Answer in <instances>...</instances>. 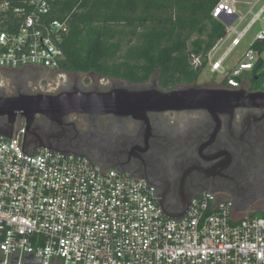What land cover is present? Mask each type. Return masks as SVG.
Segmentation results:
<instances>
[{
    "label": "built area",
    "instance_id": "obj_1",
    "mask_svg": "<svg viewBox=\"0 0 264 264\" xmlns=\"http://www.w3.org/2000/svg\"><path fill=\"white\" fill-rule=\"evenodd\" d=\"M48 7L47 0L14 6L0 0V80L6 70L60 69L66 29L47 19ZM213 7L212 18L225 28L205 66L237 87L264 71V0H218ZM255 22L261 28L227 70L228 55ZM12 133L0 134L1 263L264 264V207L259 216L244 215L230 198L207 191L171 219L143 179L73 153L37 148L30 154L23 120Z\"/></svg>",
    "mask_w": 264,
    "mask_h": 264
},
{
    "label": "flooded vegetation",
    "instance_id": "obj_2",
    "mask_svg": "<svg viewBox=\"0 0 264 264\" xmlns=\"http://www.w3.org/2000/svg\"><path fill=\"white\" fill-rule=\"evenodd\" d=\"M43 71L58 73L63 70H6L4 73L8 75L1 76L0 80V96H51L76 87L102 89L119 84L87 86L86 81H91L88 77L104 76L92 70H67L58 81L50 78L43 86L45 81L40 79ZM150 79L144 83L157 80L158 86L166 89L156 76ZM119 82L132 85L122 79ZM181 85L185 84L176 86ZM202 86L264 92L257 76L239 81L237 87L222 81ZM147 116L148 121L144 122L131 116L71 113L67 122L72 123L73 131L81 138L57 145L79 149L88 144L86 139L89 138L93 141L89 147L100 149L106 164L123 167L133 177L146 181L153 188L155 197L168 194L173 209L190 194L208 191L220 199L230 198L235 210L241 214L253 216L261 212L262 209L256 212L247 209L264 204V108L239 106L232 113L220 114L218 122L207 110H171L151 112ZM18 119L22 121L23 117ZM36 119L50 129L46 116L38 114ZM5 120L6 117H0V122ZM86 149L82 147L83 152ZM242 205L245 208L238 211L236 207Z\"/></svg>",
    "mask_w": 264,
    "mask_h": 264
},
{
    "label": "trees",
    "instance_id": "obj_3",
    "mask_svg": "<svg viewBox=\"0 0 264 264\" xmlns=\"http://www.w3.org/2000/svg\"><path fill=\"white\" fill-rule=\"evenodd\" d=\"M26 1L9 0L11 6ZM217 1L47 0L46 17L65 24L61 70H92L129 84L156 76L170 89L199 78L208 50L223 34L224 24L211 16ZM256 76L264 86V71L250 78ZM3 259L0 254V264Z\"/></svg>",
    "mask_w": 264,
    "mask_h": 264
},
{
    "label": "water",
    "instance_id": "obj_4",
    "mask_svg": "<svg viewBox=\"0 0 264 264\" xmlns=\"http://www.w3.org/2000/svg\"><path fill=\"white\" fill-rule=\"evenodd\" d=\"M239 106L264 108V92L251 93L243 89L202 86L197 83V79L170 89L159 87L157 80L132 85L119 82L102 89L76 87L51 96H0V117H6L4 122H0V134L12 137L14 125L21 116L25 127L23 148L26 152L33 154L35 148L53 149L64 154L73 153L89 157L95 163H102L106 167L126 172L123 167L106 164L101 158L102 151L89 147L93 143L89 138L86 139L89 145H83L87 148L84 152L83 146L79 149L68 148L69 145L66 148H59L58 143L69 141V144L71 140L79 141L81 138L73 131L72 123L67 122L68 115L71 113H86L91 116L114 114L119 117L131 116L147 122V115L151 112L207 110L218 122L220 114L232 113ZM38 114L47 117L50 121V129L37 121ZM198 194L201 192L190 194V197L174 209L168 194H159L157 201L167 217L181 218L185 215L191 198ZM244 208V205L236 207L238 211ZM33 260L32 256L26 257L27 263Z\"/></svg>",
    "mask_w": 264,
    "mask_h": 264
},
{
    "label": "rangeland",
    "instance_id": "obj_5",
    "mask_svg": "<svg viewBox=\"0 0 264 264\" xmlns=\"http://www.w3.org/2000/svg\"><path fill=\"white\" fill-rule=\"evenodd\" d=\"M264 15V13H263ZM225 27V26H224ZM261 28V23L259 22H255L254 26L252 27V29L246 33L244 35V37L241 39V43L228 55L226 62H225V67L227 70L231 69V67H233L234 65H236L239 57L241 56V54L250 46L251 44V40L253 39L254 35L256 34V32ZM229 40H227V42H225L223 44V46L221 47V50L219 51L218 55L221 54V52L223 51V49H225L227 47V45L229 44ZM218 43V40L216 41V44ZM215 44V45H216ZM210 51V50H208ZM41 73V77L40 79H42L43 82V86H46V84L48 83L47 80H49L50 78H53V80L58 81L60 79V75H63L64 72L60 71L58 73H54V72H47V71H43L40 72ZM8 75V73H2L1 76H5ZM248 75V74H246ZM88 79H90L91 81L89 82L88 80L86 81V85L89 86L90 84H94V85H100L102 86H110L113 83H119V81H121V79H115V78H111V77H96L94 76L93 78L88 77ZM224 79V76L218 73H212L209 70V67L206 65L204 66V68L201 70V73L199 74V78L197 79V83L199 84H214V83H220L222 80ZM249 79V78H248ZM151 79L148 80V82H150ZM21 122L20 119L17 120V122L15 123L14 126H16L17 124H19ZM47 126V125H45ZM264 207V204H260L257 206H252L250 208L247 209L248 212H256L259 211V209H262ZM262 213H256V216L261 215Z\"/></svg>",
    "mask_w": 264,
    "mask_h": 264
},
{
    "label": "bare ground",
    "instance_id": "obj_6",
    "mask_svg": "<svg viewBox=\"0 0 264 264\" xmlns=\"http://www.w3.org/2000/svg\"><path fill=\"white\" fill-rule=\"evenodd\" d=\"M2 264H6V263H2Z\"/></svg>",
    "mask_w": 264,
    "mask_h": 264
}]
</instances>
